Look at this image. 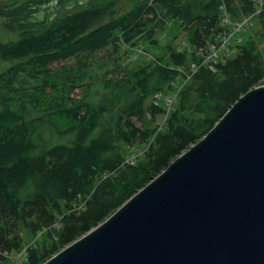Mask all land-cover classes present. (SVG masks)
<instances>
[{
	"label": "trees",
	"instance_id": "1",
	"mask_svg": "<svg viewBox=\"0 0 264 264\" xmlns=\"http://www.w3.org/2000/svg\"><path fill=\"white\" fill-rule=\"evenodd\" d=\"M223 3L233 17L255 8L253 0H125L120 6L114 0H0V260L21 249L23 229L31 237L46 229L51 242L30 247L24 264L44 262L198 141L242 93L262 84L263 56L246 39L212 69L200 64L178 92L177 102L196 92L192 109L201 119L180 120L176 104L145 158L123 160L119 142L149 140L146 117L152 125L166 104L154 95L169 96L187 62L186 50L169 43L165 61L159 56L129 69L121 64L125 45L158 44L156 31L169 18L185 31L191 61L199 62L203 55L195 50L205 54L223 28ZM256 18L264 26V14ZM8 33L15 37L3 38Z\"/></svg>",
	"mask_w": 264,
	"mask_h": 264
},
{
	"label": "water",
	"instance_id": "2",
	"mask_svg": "<svg viewBox=\"0 0 264 264\" xmlns=\"http://www.w3.org/2000/svg\"><path fill=\"white\" fill-rule=\"evenodd\" d=\"M41 264H264V83Z\"/></svg>",
	"mask_w": 264,
	"mask_h": 264
},
{
	"label": "rangeland",
	"instance_id": "3",
	"mask_svg": "<svg viewBox=\"0 0 264 264\" xmlns=\"http://www.w3.org/2000/svg\"><path fill=\"white\" fill-rule=\"evenodd\" d=\"M80 1L85 2L87 0ZM114 1L116 2L117 6H120L125 2V0ZM230 18L234 23H237L239 21V16H230ZM9 36L15 37V33L5 34L3 38H7ZM155 38L158 39V44H151L145 40L136 41L131 45L126 44L124 47L126 48V53L124 55L122 54L121 64L125 67H128L129 69H134L137 66H141L146 64L147 62L156 60L155 58L159 56H161V58L165 61L167 57V44L170 43L171 46H173L176 50H186L187 62L185 67L183 68V71L186 73V75L183 79L178 80L177 82L174 81L175 84L172 89L173 92L170 93L173 95H171V101L169 103H166V99L164 97L166 95L164 94V90L154 95L159 96L162 100L164 98L166 104L165 112L157 115V118L153 121L152 125L149 116L146 117V124H150L148 125V127L152 126V134L149 137V140L143 144L138 145L137 143L133 145H128L119 142V148L123 154V160L130 164H134L137 160H143L145 158V156L143 155H145V151L147 150L148 144L151 142V140H153L156 133L164 130L165 124L167 122L166 120L168 118V113L170 112V110H173L176 104H178L180 109L178 110L180 120L183 119L182 116H186L189 119L195 118L196 120L198 118H202V114H198L192 109V101L196 97V92L192 91L190 96H185L177 102L179 96L178 92H180L182 87L185 85V82L189 80L191 72L196 70L200 64L202 65V63L207 62L208 66L212 69V63H214L216 60L224 61L226 58H231L232 56H234L238 51L236 45L242 43L246 39H252L255 41L257 48L263 56L264 60V26H262L261 22H259L258 18L256 17L252 18L245 30L236 31L230 35L228 42L229 49L225 48L224 46H220V48H218V50L215 52L213 46L210 44L211 42H208V47L206 50H204L205 54L208 52L207 55L201 54L198 50H195L197 55H203L204 57V59L197 58L199 59V62L194 60L191 61L190 54L193 48L190 44H188L185 31L182 27L178 26L176 22L170 21L169 18H167L165 22V27L159 31H156ZM219 39L222 38L218 37L215 40L218 41ZM122 50L124 51V49ZM262 83H264V77ZM81 203L82 201L79 202V204ZM45 232L46 229H43L38 232L34 237H31L29 236V233L23 229L22 233L24 234L25 243L23 244L21 249L27 245H30L31 247H34L36 244L40 245L43 243V241H46L49 244L51 240L46 238ZM20 250L12 251L5 257V260H0V264H24L26 259H23V256L20 254Z\"/></svg>",
	"mask_w": 264,
	"mask_h": 264
},
{
	"label": "built area",
	"instance_id": "4",
	"mask_svg": "<svg viewBox=\"0 0 264 264\" xmlns=\"http://www.w3.org/2000/svg\"><path fill=\"white\" fill-rule=\"evenodd\" d=\"M253 2L255 6L254 11L252 13L243 14L239 16V21L237 23H234L231 20L230 18V16H232L231 12L228 10L225 4L223 3L221 5V11H222L221 12V22H222L223 28L219 32L217 38L221 37L222 39H219L218 41L216 40L210 41L211 42L210 44L213 46L215 52L218 50V48H220V46H224L225 48L229 49L228 42H229L230 35L233 32L245 30V28L248 26L252 18L257 17L261 13L264 14V0H253ZM207 54L208 52L204 55H207ZM217 61L218 60H216L215 62ZM171 95L173 94H170L169 96L165 97L166 103H169L171 101ZM30 247H31L30 245H27L20 250V254L23 256V259L27 258V252Z\"/></svg>",
	"mask_w": 264,
	"mask_h": 264
},
{
	"label": "bare ground",
	"instance_id": "5",
	"mask_svg": "<svg viewBox=\"0 0 264 264\" xmlns=\"http://www.w3.org/2000/svg\"><path fill=\"white\" fill-rule=\"evenodd\" d=\"M242 36V35H241ZM173 83H175V82H173Z\"/></svg>",
	"mask_w": 264,
	"mask_h": 264
}]
</instances>
